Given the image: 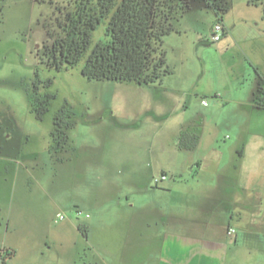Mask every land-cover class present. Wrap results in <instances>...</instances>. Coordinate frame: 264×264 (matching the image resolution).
I'll use <instances>...</instances> for the list:
<instances>
[{
    "label": "rangeland",
    "instance_id": "374dc122",
    "mask_svg": "<svg viewBox=\"0 0 264 264\" xmlns=\"http://www.w3.org/2000/svg\"><path fill=\"white\" fill-rule=\"evenodd\" d=\"M63 2L0 0V156L6 157L0 159V180L13 176L14 159L30 171L21 170L17 177V188H22L30 202L19 218L16 205L11 210L8 203H0L2 225L30 231L39 247L47 242L46 246H52V259L47 264H61L60 244L82 241L81 236L65 229H70L68 216L74 222L83 220L81 216L72 217L78 200L86 202L88 197L120 193L119 188H109L107 182L112 179L119 180H114L116 186L132 194L130 175L107 172L109 159L117 158L122 151L131 156L136 149L152 148L150 165L144 170L152 174V186L187 179L194 171L186 167L185 160L193 153L178 148L175 140L184 130L183 124L200 117L206 135L214 132L220 143L235 140L243 150L244 156L239 153L234 157L232 169L234 166L242 173L247 152L259 153L249 175L257 190L264 185V110L250 111L248 106L240 107L232 101L223 109L219 101L237 96L253 102L257 78L254 68L260 75L264 72V0H255V4L226 0L228 10L223 20L247 54L228 39L229 35L213 41L210 30L217 21L213 10L203 0H188L185 11L178 13L177 32L164 37L170 73L160 82L147 85L88 80L81 74L83 60L73 68L49 67L42 49L58 16L56 6ZM104 31L105 25H99L92 43L105 38ZM37 79H50V86L42 90L54 94L41 120L31 111L29 102ZM178 85L180 93L175 89ZM65 104L73 112L69 139L66 146L51 149L53 118ZM162 169L167 172L166 179L155 183ZM167 199L160 197L161 201ZM176 211L181 210L177 207ZM58 214L65 218L58 219ZM222 216L224 224L229 222L233 229L232 236H237L231 252L234 260L230 256L229 264H264V236L254 238L243 232L251 223L264 226V197H240L232 213ZM66 234L68 237H64Z\"/></svg>",
    "mask_w": 264,
    "mask_h": 264
},
{
    "label": "crops",
    "instance_id": "0c3cea01",
    "mask_svg": "<svg viewBox=\"0 0 264 264\" xmlns=\"http://www.w3.org/2000/svg\"><path fill=\"white\" fill-rule=\"evenodd\" d=\"M222 23L225 28L224 35H229L228 39L247 54L236 39V35L230 31L229 25L224 20ZM249 57L253 61V58ZM261 76L264 77L262 71ZM256 84L257 78L255 90ZM175 89L180 93L179 85ZM219 101L223 109L232 101L240 107L248 106L250 111L264 110L256 107L251 100L237 96L229 99L220 98ZM203 121V117H200L198 120H192L191 124L182 125V129L199 134L197 147L190 151L194 155H188L185 160L186 167L194 171L187 179L173 181L163 187L152 186L150 182L152 174L144 171L145 167L150 165L149 155L153 153L152 148L136 149L132 151L131 156L122 151L118 153L117 158L109 159L106 165L107 172L123 177L130 175V182L134 185L130 190L132 194L123 191L121 185L116 186L119 180L112 179L107 182L109 188L113 187L115 190L119 188L120 193L124 192L123 197L120 193H113L109 197H88L86 202L78 200L75 207L82 212L80 216L83 220L74 222L68 216L66 218L70 229L68 227L65 229L81 236L82 241L79 244L64 240L65 242L60 244L58 262L229 264L230 256L231 261L234 260V254L231 252L236 245L237 236L228 233L230 224L229 222L224 224L222 215L232 213L240 197H264V188L259 189L264 185H258L257 190L256 182L251 180L249 175L250 170L256 166L254 161L259 153L250 150L247 152V160L240 169L242 173L234 166L232 169L234 157L239 153L244 156L243 150H240L235 140L228 144L225 141L220 143L215 139L214 132L206 135L203 131ZM184 125H187L185 126L187 128H183ZM250 133L248 131V134ZM5 158L0 156V159ZM13 161L16 165L13 176L0 180V203L4 205L8 203L11 210L16 205V217L19 218L21 217L19 213H23L30 202V197L26 196L22 188H17L19 182L17 177L21 170L27 173L30 171L22 161L17 159ZM163 169L160 174L167 175ZM163 182L164 180L160 183ZM38 183L47 193L43 185L39 181ZM162 192L164 195H160ZM160 197L168 199L161 201ZM177 207L181 210L179 213L176 211ZM230 216L232 219V215ZM7 217L10 222V214ZM72 217L78 218L74 211ZM79 226L83 228L85 234ZM243 232L254 238H262L264 226L251 223ZM30 234V231L24 232L14 226H4L0 222V264H10V261H13V264L49 263L52 259L50 253L52 246H46L47 242H44L45 246L39 247ZM5 250L13 254L3 263L2 255ZM9 258L11 260L8 261Z\"/></svg>",
    "mask_w": 264,
    "mask_h": 264
},
{
    "label": "trees",
    "instance_id": "16d2710c",
    "mask_svg": "<svg viewBox=\"0 0 264 264\" xmlns=\"http://www.w3.org/2000/svg\"><path fill=\"white\" fill-rule=\"evenodd\" d=\"M222 22L227 12L226 0H203ZM255 4V0H248ZM188 0H64L56 6L58 16L48 30L43 46L46 63L56 70L73 68L82 60L81 74L88 80H112L152 84L170 73L163 49L164 37L177 32L178 13L185 11ZM105 25V38L92 43L94 30ZM257 77L253 103L264 108V78ZM51 80L34 82L29 102L35 117L41 120L54 94L43 92ZM72 109L63 105L53 118L50 148L66 146L73 126ZM180 149L193 150L199 134L182 130L176 140ZM79 229L85 234L81 226ZM13 252L2 255L4 263Z\"/></svg>",
    "mask_w": 264,
    "mask_h": 264
},
{
    "label": "built area",
    "instance_id": "2783aa9c",
    "mask_svg": "<svg viewBox=\"0 0 264 264\" xmlns=\"http://www.w3.org/2000/svg\"><path fill=\"white\" fill-rule=\"evenodd\" d=\"M224 33H225V28H224L223 23L220 22V21H218V20H217L216 22H214L213 25L211 26V30H210L211 39H212L213 41H218V40L221 38V36L224 35ZM202 103H203L204 105L206 104V102H205L204 100H202ZM164 179H166V175H164V174H160L159 177L154 178V182H155V183H158L159 181H162V180H164ZM75 214H76L77 216H80V215H82V212H81L80 210L77 209V210L75 211ZM86 216H88V215H86ZM57 218H58V219H64V218H65V215H63V214H58V215H57ZM233 232H234V231H233L232 228H229V229H228V233H233Z\"/></svg>",
    "mask_w": 264,
    "mask_h": 264
}]
</instances>
